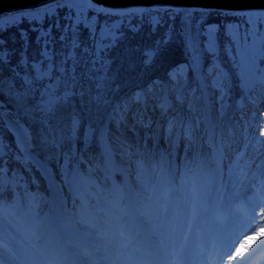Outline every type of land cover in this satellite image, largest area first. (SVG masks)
I'll use <instances>...</instances> for the list:
<instances>
[{
  "label": "trees",
  "instance_id": "1",
  "mask_svg": "<svg viewBox=\"0 0 264 264\" xmlns=\"http://www.w3.org/2000/svg\"><path fill=\"white\" fill-rule=\"evenodd\" d=\"M91 2L101 9L114 10L115 14L111 15L105 14L104 11L100 12L107 17L118 18L111 20L115 24H121L119 31L122 36L112 42L101 40L107 35L106 31H102V25L110 20L103 17L101 19L100 13L96 9L88 8L86 4L83 7L81 4L77 5L70 14L66 6L58 7L54 3L48 5L50 14L37 24L31 23V16H25L20 22L8 24L6 27L0 26V52L6 53L9 61L0 64L3 75L10 76L11 69L16 68L23 76L25 68L20 65L21 60H26L31 66L34 62L44 60L43 54L47 51L53 64V79L42 81L39 87L55 84V78L60 77L62 71L69 85L73 83L72 75L76 77V86L68 88V91L73 93L69 97V102L60 107L55 120L49 121L53 130L57 134L62 131L67 136L70 134L73 120H78L76 150L81 152L88 129L91 128L94 137L98 139L102 127L107 124L109 141L120 162L126 166L132 165L142 180L148 182L149 178L151 180L154 178L153 185H156V178L162 172L171 174L174 168H178L180 188L185 193L189 189L192 190L188 197L194 198L198 204H203L205 198L214 190L216 167L212 164L210 153L220 152L223 148V153H220L225 174L224 182L217 183L218 194L221 199L223 196L231 199L237 191H245L250 195L248 198L256 200V203H253L254 215L248 219L251 221L248 227L263 225L264 189L255 181L246 190V183L259 169L257 166L264 162V88L259 84L251 86L255 80L251 81L252 74L244 70L240 52L235 44L237 37H246L249 28L248 18L231 14L238 12L208 7L197 8L198 5H167L157 9L159 5L151 4L150 7H155V10L143 9L142 5H138L125 10L137 11L124 14L122 9L108 8L95 0ZM242 12L264 14V8ZM118 13L122 14L117 15ZM152 13L159 15V23L151 24L147 14ZM141 14L144 15V19L138 21ZM172 14L174 16L170 17ZM164 21L166 24L161 30ZM187 22L194 31L216 26L219 39L218 48L214 53L206 50L205 40L199 36L202 35L201 31L196 34L190 29L187 30ZM228 23L231 26H240L238 30L233 27L235 33H229V41L224 38V29L228 27ZM170 26H173V29L168 33L167 28ZM21 32L24 33L18 36V42L14 43L13 36ZM189 34L193 46L199 50L198 55L201 58L199 73L193 71V67L197 66L192 63V49L187 43ZM114 36L109 33L108 37ZM246 40H249V36ZM48 63L44 60L42 67L47 68ZM263 66L264 61H261V67ZM212 67L215 74L222 71L227 75L228 80L225 82L230 86L226 95L218 85H215L214 80L206 79ZM242 77L247 87H242ZM201 81L204 87L201 86ZM16 84L18 90H22L20 85L23 81L18 79ZM98 84H102L103 87L98 88ZM165 88L172 104L166 115L162 114L155 102L161 100ZM64 90L62 84L58 94H62ZM137 93H141L147 99V104L136 99ZM212 93H215L216 102ZM150 94L153 100L149 98ZM178 96L183 99L182 104L177 100ZM2 99L4 97L0 96V100ZM36 99H39V92ZM32 103L34 101H29L30 105ZM133 104L135 108L130 109L129 114L133 115V119L125 122L128 130L122 134L117 129L115 120L117 112L123 110L127 113ZM7 107L10 111H15L13 104L9 103ZM35 115L39 117L40 113ZM173 118H176L177 126L169 135V120ZM210 118L212 126L209 125ZM181 120L184 125L190 122L194 129L198 126V130L194 132L197 147L187 152L185 151L187 141L183 138V128L179 126ZM21 123L30 127L32 132L36 129L43 131L38 121L30 123L25 117L21 119ZM44 129L47 128L44 126ZM210 133L214 136V143L209 139ZM0 139L8 145L9 152V155L4 157L7 160L5 176L11 183L5 195L8 203L14 205L13 227L19 229L20 221L25 220L30 224L51 208L53 199L44 176L35 164L30 161L25 166L17 158L18 154L22 157L23 153L10 128L4 131ZM36 144L38 142L34 140V145ZM70 147L71 144L66 142L59 149L41 150L34 147L32 152L45 164L53 167L57 178L68 192L71 208L80 211L84 208L80 202L75 204L70 187L73 177L64 170L62 153ZM175 148H178V155L172 152ZM99 151L98 145L93 143L89 151L84 153V162L80 163L79 168L83 174L101 178L107 184L108 171L102 173L95 170V160L89 158L90 154L98 156ZM194 152L199 154L194 155ZM201 157L205 162H200ZM193 162L191 168L190 163ZM90 165L94 169L92 172L88 171ZM199 173V184H192V180ZM182 174L185 179L183 184L180 179ZM165 187L168 188L152 187L153 197L159 196L161 188ZM41 197L47 199L40 203ZM221 207L222 204L219 205V208ZM8 230L6 228L0 234L10 237ZM20 241L27 243L24 239ZM35 241L28 245L42 262H45L39 251L33 247Z\"/></svg>",
  "mask_w": 264,
  "mask_h": 264
},
{
  "label": "snow or ice",
  "instance_id": "2",
  "mask_svg": "<svg viewBox=\"0 0 264 264\" xmlns=\"http://www.w3.org/2000/svg\"><path fill=\"white\" fill-rule=\"evenodd\" d=\"M79 4H86L88 8L97 9L99 11H104L105 14L111 15L115 14L114 10H105L99 8V6L94 5L91 0H57L58 7H67L69 9V13L71 14L72 10ZM50 14V6L43 5L39 6L33 10H27L21 14V17L31 16L34 20L40 19L42 20L45 15ZM127 14V13H125ZM228 15L230 13H224ZM233 15L244 17L246 16L247 23L249 28L246 32L247 36L252 37V45H246L250 52V60L252 65L253 75L255 76V81L251 86H255V84H259L262 88H264V67H261V61H264V27L259 25H264V14H255V13H231ZM191 15V13H188ZM70 18V17H69ZM18 20L14 19L12 23H17ZM232 27H235L237 30L239 29V25L229 26L230 30ZM216 26H210L207 30V41H206V50L208 52H213L216 49ZM47 36L48 34H44ZM75 43V41H74ZM187 43L192 49L193 53V65L198 66L200 64V56L197 54L198 49H195L192 42V37L189 34ZM44 60H47L49 63L47 68H43L44 60L39 63H32L29 66L26 60H21L20 65L25 68V74L21 76L20 72L17 71L16 68L11 69L10 76H4L3 72L0 71V96L4 97V99L0 100V136H3V133L8 128H14L17 135V143L22 146L20 151L23 153L22 157L18 154L17 158L21 160L25 166L33 159L32 149L34 147H39L41 150H49L52 148H61L63 145L68 142L71 144V147L68 148L67 151L63 152L64 156V170L66 174H71L73 179L76 177L83 178V173L80 171L79 165L84 162V153L88 152L93 143H96L100 149L98 156L94 157L91 154L89 155L90 159L95 160V170L104 171L105 169H113L115 167V151L112 143L109 141L107 130H102L99 138H95L93 134V130L91 128L88 129L87 133L83 139V150L81 152H77L76 150V141L78 140L77 129L79 127V121L73 120L70 134L65 136L61 131L57 134L52 125L49 123L51 120H55L57 118V112L60 107L69 102V97L73 95L72 92L68 91L69 87L76 86V77L73 74L71 80L73 83L69 85L67 81L64 79L65 73L62 71L60 77H56L55 84H48L44 87H39L40 83L44 80L53 79V64L51 63L50 54L45 51ZM9 63L7 59V54L0 52V64ZM63 64V61L61 62ZM18 65V67L20 66ZM58 70L59 67H58ZM193 71H195V67H193ZM74 73V68H73ZM22 80L23 84L20 85V89L18 90L16 81ZM242 87H247L244 83V78L242 77ZM228 80V77L222 71H217L215 78V85H218L221 88V91L224 95L227 94V89L229 88V84L225 81ZM64 85L65 90L62 94H58L61 85ZM201 86L204 87L203 81H201ZM98 88L103 87L102 84L97 85ZM37 92H39V99H36ZM83 93H81L82 95ZM223 98V97H222ZM136 99L147 104V99L141 94L137 93ZM177 100L182 104L183 99L181 97H177ZM29 101H34L31 105ZM11 103L15 108V111H10L7 105ZM162 114H167L169 108L172 107L171 101L164 96L161 98L160 102L157 105ZM40 113V116L37 117L35 114ZM27 118L30 123H36L37 121L44 125L47 128V131H42L40 136L34 137L21 123L22 118ZM177 126L176 118L169 120L168 132L171 135L172 129ZM179 126L183 128V138L187 141L185 151L187 152L189 149H195L197 147L194 132L198 130L194 129L189 122L187 125H184L183 121H179ZM38 139V144L34 145L33 140ZM220 152L223 153V148L220 149ZM198 152H194V155H198ZM9 155L8 145L0 139V232L6 230L7 227L14 226L12 224V218L15 213L13 211L14 205L9 204L7 201V196L5 195L7 191H9V181L6 176V168L7 160L4 159L5 156ZM71 165V168H69ZM257 167H260L259 165ZM93 166L90 165L88 171L92 172ZM243 171V170H241ZM181 183L185 182L184 175H181ZM125 183H128L127 181ZM138 185L143 191H150L149 183L145 180H142L138 176L137 180ZM174 183V176L168 174L166 172H162L156 178L155 186H171ZM117 190L119 191V187ZM261 189H264V181H261ZM131 190V189H130ZM121 197H123V193L121 192ZM149 200L151 197L148 198ZM158 212L161 216L167 218L170 213L169 205L167 203H162L159 205ZM193 215H195L196 208L193 206L192 209ZM126 214V213H125ZM141 217L148 218L147 212H141ZM80 223L85 228H93L96 225L92 223L88 218H82ZM124 233H121L123 235ZM99 236H102V233H98ZM264 239V237H261ZM35 239L38 241L40 238L36 236ZM131 240V236L129 235V241ZM244 253L240 252L237 249L236 253L230 257L232 260H241L244 257ZM85 257L88 260V264H96V261L91 258L90 254L85 253ZM16 260V254L13 249L9 248L4 243L0 242V264H13ZM53 264H77V261L74 259H68L67 255L63 258L54 261ZM110 264H116L115 261H111ZM168 264H184V260L179 256L174 257Z\"/></svg>",
  "mask_w": 264,
  "mask_h": 264
},
{
  "label": "rangeland",
  "instance_id": "3",
  "mask_svg": "<svg viewBox=\"0 0 264 264\" xmlns=\"http://www.w3.org/2000/svg\"><path fill=\"white\" fill-rule=\"evenodd\" d=\"M57 4V3H56ZM86 6L85 4H81V7ZM143 9H150V10H155V7H150V5H142ZM160 7H165V6H160L157 8L159 9ZM37 7H27V8H22V9H18V10H14V11H9V12H5L4 14L0 15V19L1 18H6V19H1L0 20V26L6 27L8 24L12 25L15 23H12V21L14 19L18 20L19 22L22 21L24 19V17H19L21 16L20 14L24 13L27 10H33L36 9ZM197 8H202L200 6H198ZM96 11H98L100 13V18L102 19H107L110 20L108 22H104L102 25V31L105 32L107 35L105 36V38L101 39V40H105V42H112V41H116V39L119 36H122L119 29L121 28V24H115L111 19H118V18H114V17H107L105 14H103L102 12H100L99 10L96 9ZM138 13V12H137ZM18 14V15H17ZM52 14V13H51ZM122 13H118L117 15H121ZM102 15V16H101ZM14 16H18L14 17ZM46 16V15H45ZM44 16V17H45ZM149 21L151 22L152 25L159 23V15L158 14H147ZM174 16V14L170 15V17ZM201 17V16H200ZM144 19V15L141 14L140 17H138V21ZM41 20L40 19H33L31 18V23L32 24H37L39 23ZM172 22H174V19H172ZM166 21H164L160 26L161 30L165 27ZM9 25V26H10ZM107 25V27L105 26ZM108 25H111L113 27H109ZM170 25V23L168 24V26ZM229 26H231L228 23V27H226L224 29V38L229 41V35L231 33H235V28H229ZM209 28V27H208ZM208 28L205 30L202 29H197V30H193L192 26L189 22H187V30L190 29L193 33L198 34V31H201L202 35L199 34L200 38H202L203 40H205V43L207 41V30ZM173 29V26H170L167 28L168 33ZM154 30V29H153ZM112 32H115L112 33ZM24 32L18 33L16 35L13 36V40L14 43L18 42V36H21ZM109 33H111L114 37H108ZM166 33V32H165ZM230 33V34H229ZM218 35L216 34V49L218 48L217 46V42H218ZM104 43V42H103ZM227 43V42H224ZM235 44H237V48L240 52V59L241 62L244 65V70L246 72H249L252 74L253 79H251V81L255 80V76L253 75V71H252V65H251V60H250V52L248 50V48H246V45L251 46L252 45V37L249 36V40L245 39L244 37H240V38H236V42ZM190 48V47H189ZM215 49V50H216ZM192 51V50H191ZM198 54V53H197ZM191 55L193 56V53H191ZM200 56V55H199ZM193 61V59H192ZM264 67V66H263ZM214 67H212V69H209V74H207L206 79L208 80H214L216 78V74L214 73ZM196 73H199L200 71V64L195 68ZM211 70V71H210ZM154 92H152L153 94ZM152 94H150L149 98L151 100H153ZM213 95V99L214 102H216L215 100V93H212ZM263 95H264V91H263ZM163 97V96H162ZM161 99V98H160ZM157 102V101H155ZM135 105V104H134ZM158 105V104H157ZM151 109V108H150ZM161 110V109H160ZM130 117H132L133 119V115H130ZM117 120V129H119L121 131L122 134L125 133L126 130H128V126L125 122H130V119L127 120H119L118 117H116ZM26 128H28L29 132L37 138L40 136L41 131L36 129L35 132H32V130L30 129V127L25 126ZM42 129L44 132L47 131V129H44V126L42 125ZM12 132L14 133V131L12 130ZM14 139L17 140V137L14 134ZM38 142V139H34ZM34 140H33V144H34ZM130 161V159H128ZM95 162V161H94ZM95 164V163H94ZM115 166L116 168L119 167V162L116 160L115 158ZM48 170L50 169L52 171V169L50 167L47 168ZM49 170V171H50ZM111 170V169H110ZM108 169V171H110ZM106 171V170H105ZM53 172V171H52ZM94 176L89 175V176H83V178L81 177H77L74 180L73 183V188L75 190L76 193L81 195V188L91 191L90 187L94 188L96 186V180L93 178ZM127 182L129 181V178L126 179ZM131 181L134 184V186L136 188H133L131 191H127L125 194H128L127 196H129V198L126 200L124 199L122 202L117 201L118 198L113 197L116 201L111 203L110 201V196L106 197V199H102V204L100 205V210L98 211V208H96L94 205H90V203H86V206H88V212H89V220L94 223L96 226L93 228H85L80 221L78 220L74 214L69 213V209L67 208V206L65 205V200L62 199L60 206L62 207L63 210V217H64V221L68 224V228L66 230V236L64 238L65 240V244L66 246L69 248V250L73 251L74 250V255L75 257L80 260L82 263L88 264L87 259H85V254L83 253V248H86V250L88 251V253H91V255L93 257H95V261L99 262L100 264H110L111 261H115L116 264H127V262H131L134 260L135 257H138V255L141 252V248H142V244L145 241V232L148 233V235L151 236H157L158 239H161L163 242L161 243V248L164 249V252L169 249V248H176V245H178V251H182L183 250V243L184 241L189 237V235H192L193 237H195L196 232L190 233L188 234V232L186 233L185 231H179L178 233H176V230L174 232V237L169 241V227H167L166 225H161L159 227V229L157 230V232L155 231V223H154V217L155 215L152 213L153 211L158 210V201L156 199H154V202H156L155 205V209L154 207H152V204L150 202L149 198V194L146 191H143L140 186L137 183V180L134 179L133 177H131ZM118 185V184H117ZM122 187V186H120ZM128 190V189H125ZM93 199H96V195L91 191L90 192ZM132 196V199H130V197ZM54 197V194H53ZM112 198V200H113ZM127 198V197H126ZM42 200V199H41ZM67 200V198H66ZM54 203L55 206L51 211H48L44 214H42L41 216H38L37 219H35L34 221H31V225H32V229L30 231H28V234L26 236H24V239H26L27 243L21 242L20 239H23L22 234L18 235L17 231L16 233H13L14 231V227H7L9 229V233L12 236V238L7 237L6 235H1L0 234V242L4 243L5 245H7L9 248L13 249V251L16 254V260L13 262V264H20L17 263V261H22L25 264H43L41 261V258L39 256H37L34 252L33 249H31L32 247H30L28 245V243L30 242L31 239V235L30 234H35V236H39V243L38 246L36 247V245L34 246V248H43V242L42 240L44 239L46 233L48 231H46V219L47 222L50 220L51 216H53L55 214V212L57 211V207H56V203L57 200L54 197ZM67 204V202H66ZM170 206V203L168 204ZM60 209V208H59ZM139 215H135V212ZM61 212V210H60ZM109 212L111 213V215L109 214ZM141 212H147L148 214V218H144L140 216ZM126 213V214H125ZM204 216L203 212H198L195 215L192 216V218H190L189 220H194V219H199L202 218ZM142 220V221H146L145 224V228L147 229L146 231H143L141 227L138 226V222ZM27 221L22 220L19 223V228L23 231V229L26 227L27 225ZM49 225V224H48ZM169 225V224H168ZM21 230H19V232H21ZM187 230H191L190 227H187ZM98 233H102V236H99ZM121 233H124L123 235H121ZM117 235H121L120 237H118V241L116 240V236ZM129 235L131 236V240L129 241ZM261 237H264V229H259L258 231H256L253 234H249L247 236L244 235H239L237 233H235L234 235V240H236V242L234 243V247L236 248L234 253H231L229 256L225 257L224 260L222 261L223 264H255L256 261L262 257V255L264 254V239H262ZM7 238L9 240H7ZM90 240V242L84 244V242L86 240ZM156 239V242H158L159 240ZM199 241L205 242V241H209L210 237L209 234L207 232L202 233V235L198 238ZM197 239V240H198ZM71 240H78L80 242V245L77 246H73V245H69V243L71 244ZM211 241H214L216 245H218L220 243L219 238H212ZM149 242H151V240L149 239ZM212 247V251L214 250L213 245L209 246ZM41 248V249H42ZM237 249H239L240 252H243L245 255L244 257L237 261V260H232L230 259V257H232ZM205 251V250H204ZM50 255L54 258L57 254H61V252H57V250H55V248L53 246H50ZM55 255V256H54ZM35 261H32L29 258H32ZM54 260H51V262ZM57 261V260H55ZM79 261V263H80ZM259 263V261H258ZM45 264H47L45 262ZM52 264V263H50Z\"/></svg>",
  "mask_w": 264,
  "mask_h": 264
},
{
  "label": "water",
  "instance_id": "4",
  "mask_svg": "<svg viewBox=\"0 0 264 264\" xmlns=\"http://www.w3.org/2000/svg\"><path fill=\"white\" fill-rule=\"evenodd\" d=\"M107 6H134L142 3L158 5H202L224 8H257L264 7V0H96ZM57 0H0V15L5 12L33 7L38 4H53ZM14 132L15 129L11 128Z\"/></svg>",
  "mask_w": 264,
  "mask_h": 264
},
{
  "label": "bare ground",
  "instance_id": "5",
  "mask_svg": "<svg viewBox=\"0 0 264 264\" xmlns=\"http://www.w3.org/2000/svg\"><path fill=\"white\" fill-rule=\"evenodd\" d=\"M42 168H43L45 174L50 179V186H51V189L53 190V194L57 200V203H56L57 211L55 212V214L53 216H51V218L48 222L46 219V231H48V232L46 233V235L44 237V244H45V246H48V247L53 245V247L56 250H58L59 252H61L64 256L67 255L68 259H70V260L74 259L78 262L75 255L68 252L64 248V245L61 243L62 242L61 239H62L63 235L65 234V230H67V225H65L63 218H60L59 214H58L59 208H61L60 204H61L62 199L65 200V205H66V198H65L64 191L61 189V187L57 183V180H56L53 172L49 171L48 169H46L44 167H42ZM145 224H146V221L138 223V225L141 226L143 231L147 230L145 228ZM145 236H148V235L146 234ZM151 237H147V239H145L144 247H143L144 250H146V249L149 250L150 249L149 247L151 246L153 248L152 251H155V248H154L155 245H153V240ZM149 239L151 240V242H149ZM57 259H59V258H57Z\"/></svg>",
  "mask_w": 264,
  "mask_h": 264
}]
</instances>
